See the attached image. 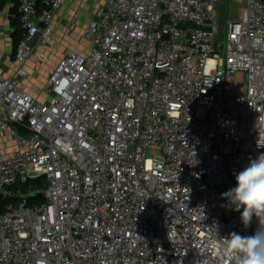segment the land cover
<instances>
[{
    "label": "built area",
    "instance_id": "1",
    "mask_svg": "<svg viewBox=\"0 0 264 264\" xmlns=\"http://www.w3.org/2000/svg\"><path fill=\"white\" fill-rule=\"evenodd\" d=\"M64 1L16 0L19 64L32 37L51 42ZM99 2L47 102L22 69L0 73V132L17 147L0 159V264H236L222 238L257 223L221 194L264 153V0L223 22L219 0Z\"/></svg>",
    "mask_w": 264,
    "mask_h": 264
},
{
    "label": "crops",
    "instance_id": "2",
    "mask_svg": "<svg viewBox=\"0 0 264 264\" xmlns=\"http://www.w3.org/2000/svg\"><path fill=\"white\" fill-rule=\"evenodd\" d=\"M16 0L0 1V73L9 78L15 77L19 69L25 72L19 77L20 87L33 98L47 102L50 95L46 92V82L54 67L48 70L46 57L58 54L56 64L67 50L81 51L88 47L82 36L88 22L97 16L99 0H65L57 10L53 26L52 40L47 45L33 44V51L24 64L16 60L17 46L14 45L11 23L14 13L10 9ZM13 128V125H11ZM17 151V147L8 133L0 132V159Z\"/></svg>",
    "mask_w": 264,
    "mask_h": 264
},
{
    "label": "clouds",
    "instance_id": "3",
    "mask_svg": "<svg viewBox=\"0 0 264 264\" xmlns=\"http://www.w3.org/2000/svg\"><path fill=\"white\" fill-rule=\"evenodd\" d=\"M235 180L236 186L222 193L221 198L233 211L240 213L245 229L254 219L257 228L251 235L232 232L222 238V254L234 258L236 264H264V153L250 159L236 174Z\"/></svg>",
    "mask_w": 264,
    "mask_h": 264
},
{
    "label": "rangeland",
    "instance_id": "4",
    "mask_svg": "<svg viewBox=\"0 0 264 264\" xmlns=\"http://www.w3.org/2000/svg\"><path fill=\"white\" fill-rule=\"evenodd\" d=\"M244 0H219V5L217 7L219 16L221 18V22L225 20L226 18H232V16H236L239 13V9L242 7ZM56 56L58 57V54L50 55L49 57H46L45 64L48 65V70L54 67L56 65ZM235 79L237 83L243 82V76L241 73L235 74ZM37 189L44 190L45 185L43 182H36L35 184ZM32 185H27L25 188H22V192L25 195H30Z\"/></svg>",
    "mask_w": 264,
    "mask_h": 264
},
{
    "label": "trees",
    "instance_id": "5",
    "mask_svg": "<svg viewBox=\"0 0 264 264\" xmlns=\"http://www.w3.org/2000/svg\"><path fill=\"white\" fill-rule=\"evenodd\" d=\"M1 1V0H0ZM15 1V0H13ZM14 13V20L11 21L14 31L12 32V39L14 42V45L17 46L18 42L23 38V30L20 26L19 23V16L17 13L16 5H13L10 9V14ZM17 48V47H16ZM19 131L24 133L25 129L23 127H18ZM40 182V181H39ZM28 201L29 202H41L42 198L39 197L38 195H30L28 196ZM7 202V200H2L0 201V212L3 211V205Z\"/></svg>",
    "mask_w": 264,
    "mask_h": 264
},
{
    "label": "water",
    "instance_id": "6",
    "mask_svg": "<svg viewBox=\"0 0 264 264\" xmlns=\"http://www.w3.org/2000/svg\"><path fill=\"white\" fill-rule=\"evenodd\" d=\"M237 17H238V15L234 16L235 21H236ZM36 40H37V35H35L34 37H32L30 40H28L27 45L29 47H31L36 42ZM38 196L41 197L42 194L39 193Z\"/></svg>",
    "mask_w": 264,
    "mask_h": 264
}]
</instances>
